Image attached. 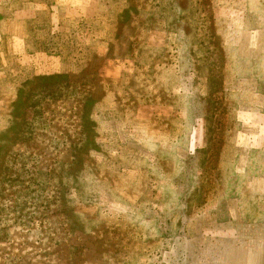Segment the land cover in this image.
<instances>
[{
    "label": "rangeland",
    "instance_id": "rangeland-1",
    "mask_svg": "<svg viewBox=\"0 0 264 264\" xmlns=\"http://www.w3.org/2000/svg\"><path fill=\"white\" fill-rule=\"evenodd\" d=\"M0 264H264V0H0Z\"/></svg>",
    "mask_w": 264,
    "mask_h": 264
}]
</instances>
